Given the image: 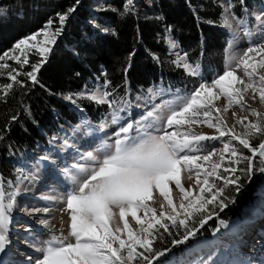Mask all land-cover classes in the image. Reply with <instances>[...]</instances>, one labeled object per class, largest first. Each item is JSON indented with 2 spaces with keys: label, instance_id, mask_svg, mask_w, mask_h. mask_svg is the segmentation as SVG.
Wrapping results in <instances>:
<instances>
[{
  "label": "snow or ice",
  "instance_id": "6c2138e0",
  "mask_svg": "<svg viewBox=\"0 0 264 264\" xmlns=\"http://www.w3.org/2000/svg\"><path fill=\"white\" fill-rule=\"evenodd\" d=\"M79 2L77 0V4ZM233 7L228 3L224 8L223 26L230 30L233 22L241 26L246 24L236 17ZM131 9L132 0H128L122 15ZM75 10L73 7L58 13L60 26L55 32L47 31L53 23L50 20L44 29L17 41L13 49L0 56V61L8 59L30 64L27 58L22 60L12 53L29 47L35 49L40 59L23 75L38 84V73L52 51L50 45L56 43L63 25ZM256 20L264 29V12L257 15ZM167 31H172L171 26ZM244 31L250 35L246 27ZM40 35L44 37L42 43L37 40ZM169 43L171 48L178 47L174 40L170 39ZM231 46L232 41L229 42ZM175 55L173 64L201 82L186 95L178 94L173 105L159 106L161 112L168 107L166 115L157 117L156 108L148 112L147 117L153 119L151 124L137 127L139 122L121 123L120 112L125 111L130 101L124 102L125 107H114V89L75 94L80 99L108 105L113 110L112 123L119 127L113 132L110 143L104 142L95 151L81 155L80 160L87 164L77 162L63 169L72 185L61 208L69 217L67 235L62 218L61 227L36 249L40 255L35 259L28 257L27 264H141V261L159 264L160 258L170 251L168 248L154 249V242L162 235L161 230L171 235L172 228H183L181 238L173 239L172 244H184L198 235L196 224L203 227L211 219L207 215L209 205L218 203L221 210L227 207L225 200L230 198L225 197L226 186L240 191L242 178L237 173L247 175L253 171L255 159L264 157V139L256 146L252 142L257 137H264V112L250 102L264 106V35L258 41H252L241 53L228 56L222 73L217 72L211 80L200 71L199 63L194 67L189 62L187 52ZM130 67L129 63L124 70L126 74ZM0 69H8L7 77L11 81L0 86L4 97L15 84L25 86V81L18 79L21 75L18 69L7 63H0ZM110 86L111 81L105 80L102 87ZM66 99L76 102L71 95ZM229 112L233 118L231 125L226 118ZM240 112L247 114L240 115ZM237 125L243 130L238 132ZM200 126L215 129V134L198 132L196 129ZM206 141H220L222 148L207 150L202 145ZM242 150H248L251 155H244ZM41 159L47 161L50 157ZM226 160L228 166H225ZM242 160L246 162L245 167L231 166L233 163L239 165ZM34 178L31 174L23 176L24 180ZM216 181L223 184L218 185ZM4 183L0 181V254H6L11 244V213L19 194L18 185L16 190L6 193ZM6 183L11 186L13 182ZM32 211L49 213L50 209ZM41 224L48 226L49 221L41 220ZM248 264H255V261Z\"/></svg>",
  "mask_w": 264,
  "mask_h": 264
},
{
  "label": "trees",
  "instance_id": "16d2710c",
  "mask_svg": "<svg viewBox=\"0 0 264 264\" xmlns=\"http://www.w3.org/2000/svg\"><path fill=\"white\" fill-rule=\"evenodd\" d=\"M88 1L80 0L77 4V0H4L0 3V56L13 49L17 41L44 29L50 20L55 32L60 26L57 14L76 9L63 25L47 63L38 73V84L23 75L40 59L37 52L19 55L22 60L27 58L30 64L8 59L0 61L18 69L21 73L18 79L25 81L24 87L15 84L6 97L0 91V137H3L0 139V175L5 183L15 181L24 154L30 157L35 150L60 136L61 128L78 125L83 112L88 111L92 115L89 118L98 123L95 116L105 117L112 111L108 105L75 95L95 87L97 82L102 87L105 80L111 81V86L105 90L114 89L112 99L117 108L125 101L133 104L157 86L166 90L195 87L199 79L185 75L173 64L175 53L187 52L189 62L194 67L199 63L200 71L210 72L211 78L223 71L228 49L227 33L220 28L224 7L214 0H152L144 16L131 11L122 15L126 0H106L108 9L97 13L89 10ZM229 1L241 5L240 0H222V3ZM169 26L171 32L167 31ZM167 37L176 41V51L170 47ZM129 63L131 67L126 74L124 70ZM7 71L0 69V86L11 82ZM166 78L178 82L176 85L166 83ZM70 95L75 103L66 99ZM13 116L16 117L14 121ZM261 139L264 137L255 138L253 146ZM242 151L244 155H251L248 150ZM258 164L264 169V157L255 159L253 171L247 175L237 173L242 178L240 191L226 186L225 197L230 198L225 200L227 207L221 210L218 203L209 205L207 215L211 219L203 227L196 224L198 235L191 237L189 242L172 244L173 239L181 238L183 228H172L171 235L161 230L154 249L168 248L170 251L159 263L171 256L180 258L197 242L210 239L211 225L218 227L222 222L232 224L241 220L243 211L254 203L264 188L261 178L264 172L259 173ZM245 166L243 160L239 165L232 164L238 168ZM216 183L223 184L222 181Z\"/></svg>",
  "mask_w": 264,
  "mask_h": 264
},
{
  "label": "rangeland",
  "instance_id": "374dc122",
  "mask_svg": "<svg viewBox=\"0 0 264 264\" xmlns=\"http://www.w3.org/2000/svg\"><path fill=\"white\" fill-rule=\"evenodd\" d=\"M3 1L4 0H0V3ZM214 1L217 4L222 5L224 8L228 4V2L222 3V0ZM127 2L128 0H126V3ZM151 2L152 0H132L131 12H134L139 16H144L149 11ZM229 3L234 5L233 12L236 17L246 21V24L241 26L233 22V28L230 30L223 26L224 12L221 15L220 28L227 33L228 49L226 58L230 55L235 56L241 53L245 48L250 46L252 41H258L261 36L264 35V29H261L260 23L256 20V16L260 15L261 12H264V0H255L254 2L253 0H246V3L241 4L240 7L233 1H229ZM108 6L106 0L88 1V8L93 13L106 10L108 9ZM245 27L250 32V35L245 34ZM47 31L49 33L54 32L51 26H48ZM43 39V35L37 37V40L41 43L43 42ZM167 40L169 42L170 37H167ZM230 41H232L231 47H229ZM30 43L32 42L30 41ZM54 45H50V47L53 48ZM174 50L176 51L177 48H174ZM27 51L37 52L35 49L29 47L23 51H16L13 54L19 56ZM202 73L205 77L211 80L210 72ZM184 74L190 76L185 71ZM165 82L176 85L178 80L166 78ZM200 82L199 79L195 86H198ZM193 88L194 87H191L190 89V87H188V89L183 88V90L178 88L170 90L164 88L152 89L148 95L142 98H137L133 106L128 105L125 107V111L120 112V117L122 118L121 123L139 122L137 127L142 124H151L153 123V119L147 117L148 112L153 111V109L156 108L155 115L157 117L166 115L168 113V107H164L163 112H161L159 106L173 105L178 94L186 95ZM104 90L105 89L100 87L97 82L95 87L89 88L85 92H102ZM177 90H179V92ZM161 92H163V95H161ZM250 102L254 107H257L260 111L264 112V106L259 105L258 102L255 101ZM118 108L120 107H117V109ZM246 114V112H240V115ZM82 116L85 118L92 117L88 111L83 112ZM226 118L231 125L233 123V118L231 117L230 112L226 114ZM249 118L255 119L251 116H249ZM96 119L99 120V125L96 126H93L86 121H83L82 123L80 122L78 125L65 126L62 134L55 139L54 143L49 144L46 150L41 152L43 147L41 146L33 152L35 154L33 155L32 164L27 163L29 156L24 154V159L22 160L24 164L23 167H20L21 171L18 172L17 175V177H20L21 179L18 180L16 177L15 181H12L13 183L11 186L4 183L6 193L16 190L17 185L19 187V194L16 196V206L11 213L9 234L12 229L22 225V222L20 221L22 215L21 209L29 200L27 192H31L34 198L30 200L29 209H43L45 207L50 209L49 213L39 212L36 215L33 224L35 231L33 232L31 230L30 232H24L23 236L25 237V241H23L21 237L17 238L20 242H23L21 247L18 246L19 248L25 246L32 247L31 241L34 242L35 240L33 237L27 236L29 233H33L34 236L39 234L42 240L40 242L42 246L43 242L49 239L51 233L61 227L62 218L65 235H67V221L69 217L61 211L63 205L58 209H55L50 202L47 201V196H43V194L52 192L55 187L59 186H61L63 190L69 192L72 186L71 179L63 174V169L65 167H70L77 162L87 164L86 161L80 160L81 155L89 151H95L104 142H111L113 139V132L119 127V125L112 123L113 111L105 117L99 118V116H95V120ZM159 126L160 124L157 122V127ZM196 130L209 135L215 134V129H209L207 126H200ZM236 130L239 132L243 129L241 126L237 125ZM65 141H67V145H65ZM202 145L207 150H211L212 148L219 150L222 148V143L220 141H206L202 142ZM43 156H49L50 159L47 161L42 160L41 157ZM64 157L67 158V164L63 167L62 161ZM214 159H216V157H214ZM225 166H228L227 160L225 161ZM257 168L260 174L264 172L261 171V169H263L261 164H258ZM30 174L35 178L32 180L23 179V176ZM62 176H64L65 179H63ZM41 178L44 179L41 180ZM261 178L264 180V176H261ZM0 181H3L1 176ZM185 186H187V182H185ZM53 195L55 194H52V196ZM43 198H45V204L41 203V199ZM31 201H33V203ZM41 220H48L49 225L45 226L41 224ZM209 230L212 235H217L220 233V230H222V236L216 238L206 247H198L197 249V245L194 246V249H197L198 252L194 264H203L204 261H207V264H248L249 261H255L257 264H264V188L254 203L243 211L241 220L232 224L222 222L218 227L211 225ZM44 233H46L47 236L42 237ZM20 242L17 243L20 244ZM187 242H189V240ZM196 244H198V242ZM169 260L170 259L163 260L159 264H169Z\"/></svg>",
  "mask_w": 264,
  "mask_h": 264
},
{
  "label": "bare ground",
  "instance_id": "6f19581e",
  "mask_svg": "<svg viewBox=\"0 0 264 264\" xmlns=\"http://www.w3.org/2000/svg\"><path fill=\"white\" fill-rule=\"evenodd\" d=\"M67 164V158L64 157L62 161V166L64 167ZM63 179H65L64 176H62ZM44 178H41L43 180ZM68 193L66 190H63L61 186L55 187L52 192H47L44 193L43 196H47V198H53V199H48L47 201L50 202V204L55 208L58 209L63 205V198L64 195ZM29 195V200L26 202V204L23 206L22 210V215H21V222L22 225L19 227H15L12 229V231L9 234V238L11 241L9 250L6 254H0V264H27V258L28 257H33L35 259L36 257L39 256V252L36 251V249L41 247L40 242L42 241L39 234L34 236L33 233H29L27 236L33 237L34 242L31 241L32 247L25 246L22 248L21 245L23 242H20L18 240V237H21L23 241H25V237L23 236L24 232H30L31 230L34 232L35 228H33L34 221L36 219V215L38 213H33V209L30 208V200L34 199L33 194L31 192H27ZM52 194H55L52 196ZM45 198L41 199V203L45 204L46 202L44 201ZM33 203V201H31ZM26 236V237H27ZM47 236L46 233L42 235V237ZM17 242H20L17 243ZM19 246V247H18ZM249 259V258H247ZM256 264V263H255Z\"/></svg>",
  "mask_w": 264,
  "mask_h": 264
}]
</instances>
